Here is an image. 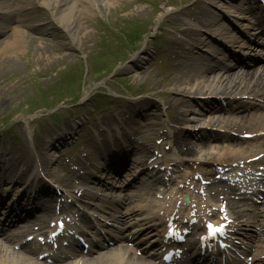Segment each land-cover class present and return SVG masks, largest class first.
I'll list each match as a JSON object with an SVG mask.
<instances>
[{
  "label": "rangeland",
  "instance_id": "374dc122",
  "mask_svg": "<svg viewBox=\"0 0 264 264\" xmlns=\"http://www.w3.org/2000/svg\"><path fill=\"white\" fill-rule=\"evenodd\" d=\"M27 1L19 0L12 6H23L28 10V22L35 27L29 30L17 24L15 29L29 38L22 40L18 54L0 59V198L6 208L14 202H20L27 210L35 208L37 203L33 202L30 192L34 183L47 187L39 177L43 178L42 173L52 179L51 186L54 182L64 190L62 180L68 177L67 172L78 170L77 166L67 165L84 153L82 148L86 147L87 138L93 136L97 142L99 133L96 130L103 127L99 123L108 116L114 117V121L122 126L128 120H136L139 130L128 131L137 132L133 136L140 141L143 136L150 138L146 145L151 149L148 158L153 155L156 164L147 166L150 173L141 171L139 177L145 173V180L150 176L162 180L170 177L175 185L186 173L194 181L198 173L206 176L211 166H215L211 164L216 159L215 151L204 155L199 153L201 150L196 145L199 146V136L207 135L208 129L215 132L216 124L207 123L208 119L202 126L204 122L187 121L203 110L207 98L194 92L190 96L170 92L172 88L165 84L177 67L169 55L172 50L170 40L180 42L183 37L176 31L188 25L196 26L192 21L194 17L206 15L197 8L198 1L206 0H113L107 1L109 3L100 12L87 4L84 7L88 16L76 15L74 18L79 35L71 39L51 31L57 26L53 20L56 17L41 1ZM208 6L203 7L222 19L221 26L228 28L230 24L232 34H240L244 26L239 24L240 20L231 8L215 0ZM37 15L44 20H38ZM168 15H176L182 21L181 26L175 27L167 19ZM206 16L211 18V15ZM35 28L51 32L53 37H40ZM134 31L138 32L137 36L130 35ZM120 32L127 33L126 39ZM243 32L248 34L247 30ZM255 37L250 33V41L258 42ZM224 40L228 39L213 34L212 48L204 45L193 51L198 53L195 55L197 61L203 65L217 63L215 46L231 47ZM7 42L0 37V50ZM257 53L251 52L252 55ZM11 66L15 68L11 69ZM121 111H127V114L121 116ZM174 139L192 148V156H177L170 143ZM90 144L88 141V146ZM201 146L210 151L223 145ZM134 158L137 157L132 155L127 159L132 163ZM48 159L51 160L50 168L44 172V161ZM124 160L122 158L120 162ZM216 168L211 176L215 182L219 172ZM163 169L170 175L165 176ZM34 175H38V179L32 183L30 178ZM107 178L102 179L106 184H115L113 179ZM207 189L210 190L208 186ZM128 230L124 234L127 235Z\"/></svg>",
  "mask_w": 264,
  "mask_h": 264
},
{
  "label": "bare ground",
  "instance_id": "6f19581e",
  "mask_svg": "<svg viewBox=\"0 0 264 264\" xmlns=\"http://www.w3.org/2000/svg\"><path fill=\"white\" fill-rule=\"evenodd\" d=\"M19 0H0V37H4V40H8L9 42L5 43L4 47L2 50H0V59L1 57L7 55H16L19 52L20 45L22 44V40L25 41V38H29L27 34H24V32H21L16 28L17 24L23 25L26 27V29H33L35 26H31L30 23L28 22L30 19L26 17L27 14L23 15V11L25 13H28V10L25 8L23 9V6H12L14 2H17ZM28 0L27 2H29ZM33 1H41L45 7L49 8L51 10V13L53 14L56 19H53L54 21L57 22V27L58 28H53L51 31L54 33H59L63 37L67 38H73L79 33L78 27L74 23V18L76 15H82L85 17L87 15V12L85 11V5L88 6L92 5L97 11H102L104 10L105 6H107L106 3H109L107 1L113 2V0H31ZM224 1V0H223ZM221 0H219V3L223 4ZM80 6L78 9L77 6ZM230 3L227 2V6L235 11L236 13L243 14L245 12V9L243 6L239 5L236 7H230ZM9 8V9H7ZM204 10V9H203ZM207 11V10H205ZM38 14V12H36ZM39 15V14H38ZM37 19L43 21L44 18H38ZM88 16V15H87ZM14 17V18H13ZM195 22L198 23L199 26L206 27V30L212 29L214 30L217 34L220 35L219 30L222 32L224 35H228L229 32L227 29H223L221 27H218L220 24V20L217 18H211L209 20L208 16L204 15L201 19L199 18L198 15L195 17ZM169 20H172L176 23V25H181V21L178 20V18L175 17H170ZM38 30V35L40 37H49L51 36V32H46L45 30H40L35 28L34 31ZM180 33L184 36L185 40L182 41L181 43H176L171 41V49L173 50V54L175 55V58H180V61L178 62V66L176 67V72L175 74L172 75L168 79V82L165 83L168 88H172L173 91L170 92H177V93H184L186 95H190L191 92H194V94H201V95H216V94H229V93H237L241 92L244 94H249L252 96H257L258 94L263 95L264 94V71L262 74H259V76L262 77H256L254 71L253 72H245L241 73H228L226 72V67L222 65H215V66H208V65H201V64H195L191 58L187 56V53L185 51H191L193 50L197 44H203L202 39L198 38L195 36L197 34V31L192 30L189 27L184 28L179 30ZM83 34L81 38H83ZM53 37V36H51ZM224 37V36H223ZM60 40V39H59ZM27 41V40H26ZM60 43V42H59ZM187 46L185 49L184 47ZM137 63L139 61H136ZM7 63V62H6ZM6 65V64H5ZM9 67V64H7ZM4 67V66H3ZM15 68L14 66H11V69ZM256 72V71H255ZM180 89V90H179ZM182 89L186 90V92L182 91ZM183 105V104H182ZM237 106L236 108H238ZM206 109V108H205ZM243 109V108H241ZM238 110V109H237ZM206 111V110H204ZM215 111V110H214ZM212 109H209L210 115L215 114ZM232 112V109H230ZM203 112L200 113L198 116L197 113H194V117L192 119H188L187 122H194V121H203L204 115L202 114ZM214 118V117H213ZM212 122H214V119L209 118ZM244 118L239 117V116H234V117H227L224 118L222 114L219 115V117L216 119L217 122H222L228 129H232L235 132L238 129L244 128L245 130H248V128L244 127L245 122L243 121ZM112 121L111 117L106 118V122H103L105 125H109ZM176 123V122H175ZM205 125V123L201 124L200 126ZM230 125V126H229ZM251 131H247L245 133H256L259 135L261 134L263 138H261L264 141V115L261 117L259 122L255 123L253 128H251ZM210 135V134H209ZM207 136L208 140L212 139H219L220 141H226L228 138L226 136L220 137L219 135H212V137ZM203 139V138H202ZM208 140H202L203 145H207ZM173 147L176 149L175 151L177 152V155L180 157L184 158H189L193 154V149L188 148L187 144L181 143V142H176L174 139L172 142ZM179 145V148L177 147ZM199 146H201L199 144ZM196 145L199 150H201L199 153H202L205 155L206 153H211V150L215 151V156H217V161L222 162L224 158L226 157H236V156H243L244 153H248L247 149H242L238 148L237 150L235 149V146L232 145H227L222 149H210L208 150H203ZM202 147V146H201ZM141 149L143 150V147L139 146H134L132 150H138ZM86 150V149H85ZM252 151V150H250ZM88 154V151H87ZM87 160H82V159H76L78 162V166H82V169H89L90 163L88 162L91 159V156L86 157ZM250 157H247L246 159L248 160ZM242 159V158H241ZM216 161V162H217ZM45 166L48 169L49 165L51 163V160H46L45 161ZM101 168V167H99ZM96 168V172L101 174L106 172L108 167H105L104 169L101 168ZM118 175L120 172H117ZM94 173H90L88 176L89 177H94ZM85 177V176H84ZM80 181H85V178L78 176L77 177ZM185 183L188 181V177L186 179H182ZM192 183V181H191ZM157 184H162L161 182H157ZM219 184V183H218ZM94 188L98 187L97 190H106L110 189V187H107L106 185L99 184L98 182H93ZM191 185V184H190ZM67 186V185H66ZM196 187H194L195 189ZM200 188H198L199 191ZM79 190V189H78ZM95 190V189H94ZM223 190V189H222ZM236 189H226L222 194L224 196V200L227 205V209L229 210H235V213H233L237 217H242V207H246L245 210H252V206L248 205V203L239 201V200H233L231 197L233 195H236ZM171 194V192H170ZM180 194L178 190H176L172 195V198L175 199V202L177 201V195ZM97 195H93V197H96ZM189 200L190 203H194L192 200L194 199L193 195H191L190 192H188ZM70 198V197H66ZM57 198L51 197L49 199V203H55ZM239 201V202H237ZM176 203H174L172 200L170 202L165 201L164 208L161 209L160 207H156L157 210L156 212L152 213V215L148 216V214L145 218L146 223L150 225L151 228L155 227V229L152 231L153 234L157 233L158 236L160 235L161 232V227H164L166 224V220L169 216H171L175 209H176ZM190 206H184L183 209H185V213L189 215L190 213ZM52 209L51 205H49L46 208H42L43 213L37 217L34 221L38 222L39 224H45L47 216H50V212ZM179 213L181 209H178ZM116 212H120V210L116 209ZM162 212V214H161ZM135 211H132L129 215L135 214ZM128 215V214H127ZM213 217L215 218L217 216L216 213L212 214ZM112 218L115 219L114 216H111ZM125 216H121L120 219L117 220H125ZM13 225V224H12ZM186 227V226H185ZM188 228V227H186ZM201 229L200 223L192 227V230H198ZM2 240L4 241V244L0 245V264H34L31 262V258L35 257L37 254V251H35L34 248L28 246L25 244L23 246V249L21 252L17 253V258H16V253L13 252L12 245L13 240L10 238H7L5 236L2 237ZM162 241V240H161ZM158 249H161V245ZM116 249L110 250L109 252H115ZM39 253V252H38ZM136 251H132L128 249L126 252L120 253L119 251L117 253H114L112 256H110L106 261H102L100 259L97 261L98 264H152L150 260H147L144 257H138L136 254ZM31 257V258H30ZM24 263H22L21 261Z\"/></svg>",
  "mask_w": 264,
  "mask_h": 264
},
{
  "label": "snow or ice",
  "instance_id": "6c2138e0",
  "mask_svg": "<svg viewBox=\"0 0 264 264\" xmlns=\"http://www.w3.org/2000/svg\"><path fill=\"white\" fill-rule=\"evenodd\" d=\"M209 228H211V225H209ZM217 231H219V229H217Z\"/></svg>",
  "mask_w": 264,
  "mask_h": 264
}]
</instances>
